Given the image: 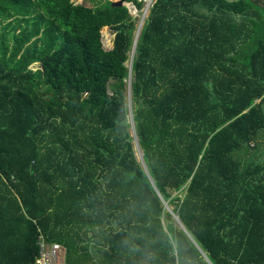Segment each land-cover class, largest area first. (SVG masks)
<instances>
[{"label": "trees", "instance_id": "1", "mask_svg": "<svg viewBox=\"0 0 264 264\" xmlns=\"http://www.w3.org/2000/svg\"><path fill=\"white\" fill-rule=\"evenodd\" d=\"M113 1L0 0V264H264V0Z\"/></svg>", "mask_w": 264, "mask_h": 264}, {"label": "rangeland", "instance_id": "2", "mask_svg": "<svg viewBox=\"0 0 264 264\" xmlns=\"http://www.w3.org/2000/svg\"><path fill=\"white\" fill-rule=\"evenodd\" d=\"M74 2H82V4H85L87 6H94L96 5V2H100V1H105V0H73ZM149 1V2H148ZM154 0H142V7L141 9H133V2L132 1H124V4L130 9V12L133 16L137 17V26L139 25V27L141 26L142 22H143V19H145L147 17V14H148V9H149V6L152 4ZM148 6V8H147ZM147 8V10H146ZM138 27V28H139ZM139 30V29H138ZM102 33H103V41H104V45L105 47L109 48L112 46L113 44V38H114V33H113V30L109 27H104L103 30H102ZM132 63L129 64L130 67H132L131 65ZM39 64L38 63H33L31 64V68L32 69H35V68H38ZM117 80H110L109 82V85H108V89H109V93L112 94L113 93V90H112V86L114 83H116ZM131 99H132V96H131V93L129 94L128 96V102H129V106L131 107L132 104H131ZM131 104V105H130ZM131 114V113H130ZM131 116V115H130ZM130 121L132 123V128H131V133L135 136V130H134V122H133V119L130 118ZM261 143L264 142V138L261 137ZM135 150H136V156L141 159V155H142V152L139 148V145H138V142L136 141L135 142ZM261 153L262 155H264V144H262V147H261ZM169 197L172 199V200H179L181 198V195L177 192H173L171 194H169ZM160 198V201H161V204L162 206L164 205V207L171 211L170 210V205H167L166 204V200L164 199H161V197L159 196ZM170 217L173 219V220H176L177 222V218H176V215L173 213V212H170ZM175 223V221H174ZM176 224V223H175ZM178 226V225H177ZM206 258V257H205Z\"/></svg>", "mask_w": 264, "mask_h": 264}, {"label": "built area", "instance_id": "3", "mask_svg": "<svg viewBox=\"0 0 264 264\" xmlns=\"http://www.w3.org/2000/svg\"><path fill=\"white\" fill-rule=\"evenodd\" d=\"M133 9H136L133 5ZM39 254L36 264H67L66 249L57 242L39 241Z\"/></svg>", "mask_w": 264, "mask_h": 264}, {"label": "clouds", "instance_id": "4", "mask_svg": "<svg viewBox=\"0 0 264 264\" xmlns=\"http://www.w3.org/2000/svg\"><path fill=\"white\" fill-rule=\"evenodd\" d=\"M135 6V5H134ZM136 8V6H135ZM148 8V7H147ZM146 8V9H147ZM137 9V8H136ZM61 244V243H60ZM124 244L126 247H129V250L136 253V252H141L142 254V257L143 259L141 260V264H155V261H156V256L154 253L150 252V251H143L134 246V245H131L128 241H124ZM64 246V245H63ZM174 251H178V249L174 248L173 249ZM186 264H196L195 261H187Z\"/></svg>", "mask_w": 264, "mask_h": 264}, {"label": "water", "instance_id": "5", "mask_svg": "<svg viewBox=\"0 0 264 264\" xmlns=\"http://www.w3.org/2000/svg\"><path fill=\"white\" fill-rule=\"evenodd\" d=\"M113 5H115V6H122V5H124V1L123 0H114L113 1ZM136 38H137V34L135 36V40H136Z\"/></svg>", "mask_w": 264, "mask_h": 264}, {"label": "crops", "instance_id": "6", "mask_svg": "<svg viewBox=\"0 0 264 264\" xmlns=\"http://www.w3.org/2000/svg\"><path fill=\"white\" fill-rule=\"evenodd\" d=\"M123 1H124V0H123ZM150 6H151V5H150ZM150 6H149V7H150ZM147 7H148V6H147ZM148 10H149V9H148ZM128 11H129V13L131 14V12H130V9H129V8H128ZM143 21H144V20H143ZM138 26H139V25H138ZM106 27H108V26H106ZM140 27H141V26H140ZM139 29H140V28H139ZM102 30H103V29H102ZM138 32H139V31H138V29H137V33H136V34H138Z\"/></svg>", "mask_w": 264, "mask_h": 264}, {"label": "bare ground", "instance_id": "7", "mask_svg": "<svg viewBox=\"0 0 264 264\" xmlns=\"http://www.w3.org/2000/svg\"><path fill=\"white\" fill-rule=\"evenodd\" d=\"M149 2V1H148ZM147 10V9H146ZM144 20V19H143ZM140 28V27H139ZM139 31V30H138Z\"/></svg>", "mask_w": 264, "mask_h": 264}]
</instances>
